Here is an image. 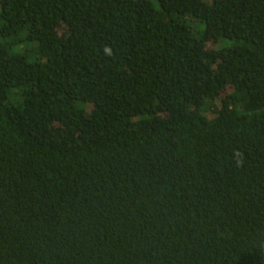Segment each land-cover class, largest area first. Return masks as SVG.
Returning a JSON list of instances; mask_svg holds the SVG:
<instances>
[{"label":"trees","instance_id":"1","mask_svg":"<svg viewBox=\"0 0 264 264\" xmlns=\"http://www.w3.org/2000/svg\"><path fill=\"white\" fill-rule=\"evenodd\" d=\"M0 264H264V0H0Z\"/></svg>","mask_w":264,"mask_h":264}]
</instances>
